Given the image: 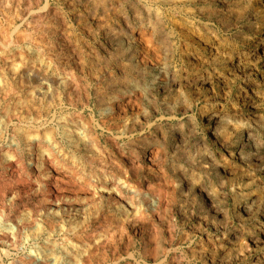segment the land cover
<instances>
[{"label": "rangeland", "instance_id": "rangeland-1", "mask_svg": "<svg viewBox=\"0 0 264 264\" xmlns=\"http://www.w3.org/2000/svg\"><path fill=\"white\" fill-rule=\"evenodd\" d=\"M263 21L264 0H0V218L25 222L14 245L0 240L2 263L31 264L45 245L54 244L58 250L65 243H76V235L84 240L77 243L81 247L90 238L97 242L104 228L121 220L126 210L136 215L133 221L151 225H145L141 236L125 231L105 255L93 251L87 264H209L206 261L211 258L200 247L208 244L209 237L228 241L221 248L211 247L218 254L212 252L214 264H264V161L256 166L247 163L249 153L264 154V42L258 44L264 36ZM140 23L153 27L159 43L157 62L142 76L130 63L134 58L125 33L128 26ZM18 36L23 41H17ZM18 46L27 52V73L33 67H41V72L48 68L46 74L70 72L76 84L69 93L58 91L52 107H40L41 118L51 120L46 128L53 129L50 134L43 129L42 136H55L64 145L56 121L79 119L97 139L107 162L93 163L95 186L86 188L74 177L78 188L63 184L65 188L58 192L50 189L45 204L37 182L47 184L54 161L47 160L52 167L39 166L36 171L27 166L31 156L21 140L26 127L15 115L20 113L22 88L28 91L40 80L28 77L29 85L19 84ZM216 53L224 61H211ZM161 73L170 77L151 86ZM201 74L209 83L187 84L186 80ZM120 81L141 89L140 110L121 120H106L105 103L120 88ZM66 93L69 99L64 98ZM206 96L213 103L203 116ZM220 124L232 126L227 147L213 142ZM236 124L243 129L239 125L237 130ZM148 144L161 149L160 171L127 176L129 186L121 190L123 197L118 200L113 188L104 184L123 177L113 163L119 161L120 153L129 157ZM74 154L82 160L83 152ZM101 166L106 167L102 172L106 177L100 173ZM71 175L78 176L67 173V179ZM132 185L138 186L142 196L155 191L161 203L139 206L141 196L131 203ZM239 186L240 198L249 194L238 204L232 190ZM200 189L208 196L205 203ZM59 224L71 234H57ZM216 225L227 226L231 232L223 235ZM153 238L162 250L146 254L145 247L151 250L156 245Z\"/></svg>", "mask_w": 264, "mask_h": 264}, {"label": "bare ground", "instance_id": "bare-ground-1", "mask_svg": "<svg viewBox=\"0 0 264 264\" xmlns=\"http://www.w3.org/2000/svg\"><path fill=\"white\" fill-rule=\"evenodd\" d=\"M263 25H264V21H263ZM263 25H262V30H263ZM39 29H42V28H39ZM56 32H58V31H56ZM1 33L3 34L4 32H1ZM125 33H126V36H127V44L129 45V47L131 49L132 56L134 58L133 60L130 61V63H134V68L142 76L143 73L145 72V70L151 69L154 66L153 63L154 62L155 63L157 62L156 59H157V56H158L157 55L158 54L157 52L159 51V43H157L155 41V36H154V33H153V27L151 25H149V24L140 23V24L135 25V26H128L126 28V32ZM19 36L17 37V41H23L22 38H21L22 35H21V37H19ZM23 37H24V35H23ZM25 37L27 38V35ZM39 40H40V38H39ZM262 42H264V36H263V38H261V39L258 40V44H260ZM9 43H10V41H9ZM9 43H7V44H9ZM13 43H15V42H13ZM18 44H19V42H18ZM34 44H36V43H34ZM37 44H39V43H37ZM39 46H41V45H39ZM4 48H6V47H4ZM19 48L21 49V47H19ZM50 48H51V46H50ZM256 48H257V44L255 45V49ZM48 53H50V52H48ZM262 53L264 54V52H262ZM17 54H19L18 55L19 56L18 59L20 60V63H21V66L19 68L20 69V75H21V77H19V78L21 80H20V83L19 84L22 83V87L27 86V84L29 85V81L30 80H29L28 77L35 78V80L36 79L37 80L38 79L40 80L39 84H34V85L32 84L33 86L30 89H28V91H25L24 88H22V90L19 89V90H21V94L19 93L21 95L20 96L21 99L19 101L20 102V106H18V108L20 107V111H19V109L17 111L20 112L19 113L20 116L19 115L16 116L14 114L15 117H16V119H18V121L20 122L19 124L23 123L25 125V127H26V130H24V131L22 130L21 131L22 132V135H21L22 139L21 140L23 141V143L25 144V146H27L28 150L27 149L26 150H27V152L31 156V160L27 164V166H28V168L31 171H36L39 166L40 167H42V166H47L48 167L49 162H47V160H53L54 163H51V162L50 163L55 167V169L53 168V169H50V171H48L49 172V175H47L48 176L47 184L45 182V185H42V183H39L40 180L39 181L37 180L38 181L37 182L38 183L37 186H39L40 193H42L41 201L44 202V204H45V203H47V201L50 200L49 198H50L51 192L48 191L50 189L51 190L52 189H55L56 192H58L61 188H63V187L65 188V186L63 184H66L67 186H70V187H76L77 184L75 183V181H73V180H75L76 177H78L77 180H80L81 179L85 183V187L86 188H90V186H92V185L95 184L94 183L95 182L94 179H92L93 178V175H92V165H93V163H97V164H98V162H99V164L105 163V160H104V158H105L104 154L105 153L102 151V149L101 150L99 149L100 147L97 144V141H96L97 139H95V137L92 134H90V132H88L89 130L87 131V129H86L85 125H83L82 121H79V119H76V118L69 119L68 121L67 120H63V119L62 120H59V121L58 120L56 121L57 122L56 123L57 130L59 132L60 138L64 142V145H62L63 143L60 144L61 143L60 140H57L55 136H49L48 135L50 138L49 139H45L44 137L47 138V136H44V137L42 136L43 133H44L43 129L46 130V131H47V129H49L47 132H49V131L52 132L51 131L52 127L51 128L50 127L49 128H46L49 125V123L51 122V120H49L48 118H46L44 120L43 118H41V115L38 114V111H39L40 107H43L45 109V107L47 105H49V106L51 105V107H52V105H54V104H52L53 103V100H54L53 98L54 97L56 98L55 94L58 95L57 94L58 91L67 92V90H69V89L71 90L72 88L75 87L74 86L75 81H74V78H73L72 74L70 76V72H69V74L66 75V73L65 74L64 73H61V72L59 73L58 70L57 71H54V72L52 71L53 73L50 72V74H46V69H48V68L44 69L45 70L44 72L43 71L41 72L40 71V68L41 67L40 68L37 67V69H35L36 67H33L34 69H32L31 71L29 70L30 72L27 73V68L29 69V67L26 66V62H25V59H28L27 56H26L27 55L26 50H24V48H22L20 50V52L17 53ZM59 54H60V52H59ZM217 54L218 53L213 54V57H212L211 61H213V62L215 61L216 62L217 60H223ZM237 58H238V55H237ZM18 63H19V61H18ZM30 63H32V62H30ZM46 65H47V63H46ZM30 67H32V66H30ZM53 68H54V66H53ZM57 69H59V68H57ZM14 73L15 72H13V74ZM74 76H75V74H74ZM169 77H170V75L168 73L158 74L155 77V79H154L155 82L154 83H151L150 85L151 86H153V85L155 86L158 82L160 83V81L161 82H165L164 80L167 79V78H169ZM186 81H187V84L188 85H195V86H197L198 84L203 85L205 82H208L209 83V78H206V76H202V74H201V75H197V77H195L192 80H189V81L186 80ZM120 83H121L120 84V88H117V89L113 90V92H111L112 98H110L105 103L106 106H105V104L103 105V106H105L104 109H103L104 110L103 112H104V115H105L106 120H107V118L114 119V120H121L123 118L128 117L129 114L130 115L137 114L139 112V110H140V100H141V96H142L141 89H138L137 87L134 88V89H131L130 86L127 85L125 82H121L120 81ZM16 86H18V85H16ZM196 89H198V88H196ZM76 91H77V89H76ZM67 93H69V92H67ZM67 93L65 94L66 97L64 96V98H68L69 97V95ZM199 94H201L200 91H199ZM205 95H207V94L205 93ZM57 97H59V95ZM100 102H101V100H100ZM212 103H213V100H211L210 98L207 97L206 100H205V105L203 107V109H204V112L202 114L203 116L205 115L206 111H208V109H210V106L212 107ZM48 107H46V108H48ZM7 110H5V111H7ZM12 111H13V109H12ZM18 112H16V113H18ZM5 117H7V116H5ZM257 121L260 123L261 119L259 118ZM239 123H242V121H239ZM236 125H237L236 128L240 125L241 126L240 129H243V127H242L243 125L242 124H239V125L236 124ZM222 126L223 125H221L219 128H217V130L215 129L216 131L213 129L214 130V132H213V134H214V137H213L214 140H213V142L215 141V142H217L216 144H219L220 146L227 147V144L230 143V142L228 143L227 139L229 138V136L231 137L230 134L233 132V131H231V133H229L230 128L232 126L231 127H228V126H223L222 127ZM3 127H5L4 124H3ZM55 129H56V127H55ZM228 129H229V131H228ZM57 130H55V131H57ZM231 130H232V128H231ZM237 130H238V128H237ZM42 131H43V133H42ZM47 132L44 135L48 134ZM50 132H49V134H50ZM11 142H13V141H11ZM77 151L78 152H81V153L83 152V154H82L83 158H82V156H81V158H82V160L84 162H82V160H80V158L76 156L78 153L76 155L74 154ZM160 153H161V149L156 144H148L144 149L142 148L140 150V152L139 151L138 152L136 151L134 153H131V156H129V157L125 156L123 153H120L119 154V158H120L119 161L114 162L113 164L116 166V169L118 170L116 172L119 175L123 176V177H120L119 178V181H117V182L110 183V182L107 181L108 183H106V181H105L104 184H107V187H108V184H109L110 185L109 188H113V190H114L112 192V193H114V197L116 196V198L121 201V199L123 197V194H122V191L121 190L122 189H125L126 187L129 186V183L127 182V176L134 177V176H137L138 174H141L142 172L151 173L154 169H158L159 170L160 169V165H159ZM68 161H70V162H68ZM263 161H264V154H263V156H260L259 151H254V152L248 154L247 163L249 165L256 166L255 163H259V162H263ZM50 167H52V166H50ZM40 169H42V168H40ZM80 169H81L82 172H81L80 175H78V173H80ZM105 169H106V167L105 168L104 167L102 168V166H101V169H100L101 172L100 173L104 177H106V175L103 174V173H105V171H104ZM67 173H69V174H72V173L73 174H77L78 176H76V175L75 176H72L71 175V177H69L67 179V177H66V174ZM220 173H221V170H217V173L216 174L218 176H221ZM72 177L73 178L75 177V178L73 179ZM15 182H16V180H15ZM84 183H83V185H84ZM137 183L138 182H136V184ZM101 185H103V184H101ZM76 188H78V187H76ZM81 190H82V188H81ZM241 190L242 189H240V186H239V189L236 188V189L232 190L234 199H235V201L238 204L241 203L240 200L243 201L244 199H247L248 194H249V193L246 194L247 195L246 198H244V197L243 198H240V193L239 192ZM93 191H92V193H93ZM156 191L159 192V190H157V189H156ZM161 191H163V190H161ZM92 193H91V196L93 197L94 195ZM198 193L200 194L201 197L203 196V200L204 201H202V202L205 203V201L208 200V196H206V194L204 193V191L202 189H200V192H198ZM139 196H141L140 199H139V202H138L139 203L138 204L139 206H147V207L153 206L154 207V206H157L158 204L161 203V199H160L161 196H159L157 193H155V191H149L147 194H145V195L142 196V192L139 190L138 186L134 185L133 188H132V196H131V198H129L130 199V202L134 204V202H133L134 197H135V202H136V199H138ZM223 196H224V194H223ZM114 197H111V198H114ZM83 198H85V197H83ZM88 198H89V196H88ZM107 198H109V196ZM85 201H87V200L85 199ZM54 202H56V201H54ZM114 203H115V201H114ZM52 205H53L54 208L57 207L56 206V203H53ZM76 205H78V203ZM87 205H88V203H87ZM32 212H33V210H32ZM125 212H126V210H125ZM125 212H122L123 213L122 214V217H120L121 220H119L120 219L119 218V219H117L119 221H114V222L112 221L109 226H107L106 228H104V231L98 237L97 242H96V239H95V242H93L92 240L90 241V239H91L90 238L88 244H86V245H83L82 244L83 246L81 247V245L79 246L77 243H80L82 240L80 239V237H76L77 236L76 235L75 236V242L76 243H73L72 242V244L69 243L71 245H69L67 243H65L63 246H60L59 245L60 247H59L58 250L57 249L55 250L54 244L53 245L47 244V245L44 246V251H41V250H40L41 252L38 251V254L39 255H37L36 257H34L33 258V261L31 260L32 261L31 264H87L88 263L87 262L88 257L92 254L93 251H95V252L96 251L97 252L100 251L102 253L101 255H105L106 254V251L109 248H112L113 245H115L114 242L116 241V239L121 238L125 231L128 232V233H130V234H132L133 236H136V235H138V236L140 235L141 236L143 234V232L145 231V228H146L145 225L146 226H149L150 222L149 221H133V218L136 217V215H132L131 216V215H129L128 212L127 213H125ZM53 213L54 212H52V214ZM56 217H57V215H56ZM137 217H138V214H137ZM14 218L15 217H13V219ZM10 219H12V218H10ZM55 224H57L56 221H55ZM198 225L201 226L202 223L201 224H198ZM24 227H25L24 220L22 221L21 219L16 218L15 221H13L12 223H9V222L5 221L4 216H1V218H0V240L1 241L3 240V242L4 241L7 242L8 245H11V244L14 245L16 242L19 241L20 231ZM150 227H152V226H150ZM56 228H57V230H56V233L57 234L59 233V234L65 236V234H69L70 233L69 230H67L66 228H64L60 224ZM218 229L220 230V233H222L223 235L231 232L230 229L227 226L220 227V226L216 225L215 226V230H218ZM151 230H153V229H151ZM50 231L52 232L53 230L51 229ZM74 231L75 230H73V232ZM79 232H81L80 229H79ZM57 234H55V235H57ZM149 234H150V232H149ZM72 235H74V234L72 233ZM118 235H119V237H118ZM149 237H150V235H149ZM154 237H155V235H154ZM71 238H73V237H71ZM151 238H152V235H151ZM235 238H236V236H235ZM63 239L65 240V238H63ZM154 240L155 239L153 238V241ZM215 240H217V242ZM236 240H238V239L236 238ZM155 241L158 242V240H155ZM206 241H208V244L211 243L212 245L211 246H208V244H205V245L203 244V245H200V247L202 246L201 247V248H203L202 250L205 249L206 250L205 251L206 254L211 258V259H208L206 262L207 263L209 262V264H212V263L214 264L215 257L213 258L212 254L214 252H216V250H215V247H213V248H211V247L214 244H216L217 248H221L222 245L223 244H227L228 241L221 240L220 238H218V239L216 238L215 239V238H211V237L206 238ZM157 242H156V245L154 244L155 245L154 248L152 247V249L149 250V248L145 247V249H144L143 252H145L146 254L147 253L148 254H151L152 252H153V254H156L157 252H159L160 250H162V244H160V242H158V243ZM84 243H86V242H84ZM241 246H242V244H241ZM37 250H39V249H37ZM205 252L203 251L204 254H205ZM216 254H217V252H216ZM216 256H218V254ZM201 259L203 260L204 258L201 257ZM28 262H30V261H28ZM203 262H204V260H203ZM0 264H3L1 257H0ZM21 264H25V263H21ZM254 264H257V263H254Z\"/></svg>", "mask_w": 264, "mask_h": 264}]
</instances>
